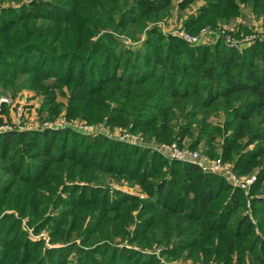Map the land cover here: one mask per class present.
I'll list each match as a JSON object with an SVG mask.
<instances>
[{"label":"trees","instance_id":"1","mask_svg":"<svg viewBox=\"0 0 264 264\" xmlns=\"http://www.w3.org/2000/svg\"><path fill=\"white\" fill-rule=\"evenodd\" d=\"M201 1L183 24L191 34L243 5L264 18V0ZM172 6L0 0V89L34 91L43 110L109 129L188 138L192 149L204 143L237 175L256 172L252 198L192 164L103 136L9 131L0 134V264H264V41L237 51L165 36L158 25ZM121 36L140 45L128 49ZM105 177L138 184L146 198H111L99 186ZM14 213L35 233L46 229L51 248L31 242Z\"/></svg>","mask_w":264,"mask_h":264},{"label":"rangeland","instance_id":"2","mask_svg":"<svg viewBox=\"0 0 264 264\" xmlns=\"http://www.w3.org/2000/svg\"><path fill=\"white\" fill-rule=\"evenodd\" d=\"M25 1V0H23ZM181 2V0H173V6L172 10L170 12V15H166L162 18L160 21V24L158 27H160V31L165 35H172L174 37H177L178 39L182 40L179 37V33L181 31H184L188 33L189 35L196 36L199 34V31L203 27H220V28H227L235 34L236 37L243 36V35H253V33L258 30V27H260L264 32V25L260 23L261 17H257L251 13V10L249 8H246L244 5L241 6L239 15L233 18H230L229 20L224 21H217L214 25H204L200 27L195 34L189 33L183 26L185 20L192 14H195L197 10L204 4L203 1L199 0L192 4H190L188 7L181 9L178 7V4ZM264 19V18H263ZM249 24V26H247ZM257 28V29H256ZM174 33V34H173ZM177 34V35H176ZM123 45L128 49H133L134 47H137L140 45L139 43H135L131 41L130 39H127L126 37H119ZM183 41V40H182ZM65 91L66 88H64ZM0 99H7L11 101L9 106L2 105L0 106V134L9 132L10 129H13V131H34V132H42L43 126L45 124H52L55 121H63L70 123L74 126L73 128L76 131H73L74 133L78 134V136H103L108 141L117 142L119 144L127 145L133 148H137L140 150H144L149 152L150 154H156L159 157H161L163 160H165L167 163L170 164V160L164 158L162 155L151 152L148 146L145 144L143 145H134V144H127L119 141L120 133L122 131L115 130V128H108L103 123H89L87 121H82L80 119L76 118H68L66 116V112L61 108V110L58 113H54L53 111L46 109H42L41 105V97L38 96L34 91L31 90H22L15 97H13L10 92H4V90L0 89ZM56 103L59 104H65L66 101L62 98L56 99ZM20 110V112H19ZM83 122V126L87 127H94L97 132L96 133H88L85 134L78 132V127L80 126L79 122ZM209 122L212 125H221L223 122V117L215 118L212 117L209 119ZM107 128V129H103ZM72 131V130H71ZM125 132H132L134 134H139L142 136L145 142L155 141L157 143L162 144H175L180 150H190V151H197L201 155L208 157L212 161H220L221 165L224 167H228L232 172L239 178V179H249L251 176L256 175V172H253L250 175H237L233 171V164L231 162H224L221 161L219 157V153L217 150H214V154H216V157H211L209 154L210 152L204 147V143H202L200 146H198L196 149L190 148V140L188 138H184L181 140L180 143H177V141H172L171 143H165V142H159L155 138H150L149 136L145 135L141 131H125ZM196 136V135H194ZM215 175V174H213ZM219 178H221L224 182L225 180L219 176L215 175ZM226 183V182H225ZM99 186L101 188H108L109 195L112 197H115V193H121L128 196H135L140 199H145L146 196L144 192L142 191L141 187L138 184H131L128 183L124 179H116L111 177H105L103 181L99 182ZM227 184V183H226ZM260 193L264 194V182L262 183V187H260ZM247 207V206H246ZM15 214L16 219H20V229L21 231L26 234L27 238L31 241H43L45 247L51 248L48 240V231L45 229L41 231L40 233H35L33 228L29 225V221L27 217L20 218L17 213ZM132 228L130 229V231ZM114 245L119 248H127V249H135L137 251H140L143 254L148 253V251L143 250L141 248H137L136 246H133L128 241H117L114 242ZM156 250V249H155ZM152 251V250H151ZM150 251V252H151ZM165 259V258H163ZM162 259V260H163ZM69 264H74V259L72 257L71 260H69ZM164 261V260H163ZM177 264H193L191 261H176ZM221 264V263H217Z\"/></svg>","mask_w":264,"mask_h":264},{"label":"built area","instance_id":"3","mask_svg":"<svg viewBox=\"0 0 264 264\" xmlns=\"http://www.w3.org/2000/svg\"><path fill=\"white\" fill-rule=\"evenodd\" d=\"M260 23L264 25V19H260ZM249 26V24H247ZM257 29V28H256ZM258 27L253 35H243L236 37L235 34L227 28L220 27H203L199 34L196 36L189 35L188 33L181 31L179 37L189 45H214L217 42L222 43L227 48L237 51H242L251 45L264 41V32ZM174 34V33H173ZM177 35V34H176ZM11 101L7 99H0V106L5 105L9 106ZM20 112V110H19ZM63 121H55L52 124H45L42 131L46 130H72L76 131L73 128L76 126ZM79 122V121H78ZM80 126L78 127V132L85 134L86 132L96 133L97 130L94 127L83 126V122H79ZM103 129H107L102 127ZM120 130V129H115ZM13 131V129H10ZM22 131V130H21ZM119 141L127 144L134 145H143L148 146L151 152H156L162 155L164 158L170 161H176L181 163L192 164L197 167L202 173L206 174H217L221 176L225 182L230 185L232 188L241 190L244 195L251 199L250 190L251 187L256 182V175L251 176L249 179H239L228 167L221 165L220 161H212L208 157L201 155L197 151L190 150H180L175 144H162L155 141L145 142L141 135L134 134L132 132H125L126 130H120ZM128 131V130H127ZM27 132V131H26ZM30 132V131H29ZM250 203L247 201V208H249ZM160 249L155 250V254L159 256ZM217 264V263H213Z\"/></svg>","mask_w":264,"mask_h":264}]
</instances>
